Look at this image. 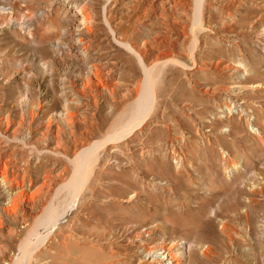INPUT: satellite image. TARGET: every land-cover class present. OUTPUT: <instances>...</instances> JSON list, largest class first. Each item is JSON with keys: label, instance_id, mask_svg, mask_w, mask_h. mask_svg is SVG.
<instances>
[{"label": "rangeland", "instance_id": "374dc122", "mask_svg": "<svg viewBox=\"0 0 264 264\" xmlns=\"http://www.w3.org/2000/svg\"><path fill=\"white\" fill-rule=\"evenodd\" d=\"M200 11L197 28L195 0H0V169L17 180L28 175L27 185L61 170L68 180L73 163L52 152L50 133L59 125L66 141L59 150L74 157L73 135L58 115L67 104L83 120V106L95 117L90 139L98 147L76 170L77 189H96L101 197L91 203L99 210L130 211L132 221L120 223L123 238L156 226L158 238H185L179 252L194 250L201 260L203 239L219 238L222 223H230L239 240L230 245L233 255L264 264V0H203ZM128 46L161 62L153 71L158 98L141 113L142 124L126 116L133 131L106 142L121 111L131 112V88L144 81ZM8 207L0 184V264H11L19 243L8 237L15 226ZM40 258L30 264H50L48 255Z\"/></svg>", "mask_w": 264, "mask_h": 264}, {"label": "bare ground", "instance_id": "6f19581e", "mask_svg": "<svg viewBox=\"0 0 264 264\" xmlns=\"http://www.w3.org/2000/svg\"><path fill=\"white\" fill-rule=\"evenodd\" d=\"M202 2L203 0H195V26L197 28L203 27L200 15ZM191 6H193V4ZM82 14L84 15V13ZM88 16L89 15H87V17ZM87 17L84 15L85 19H87ZM119 42L124 45V42ZM199 43L200 42H198V44ZM128 48L130 52L138 58V63L144 73V81L142 83L140 80L137 82V87L131 88L129 96H135L133 103L130 105L131 112L127 114V109L121 111L119 117H116L111 124L113 131L108 134L106 142L122 139V137L124 138L129 135L134 129L131 121L136 120L137 122L134 123H138L137 125L142 124L143 119H139L140 115L142 116L141 113H147V111L151 109V106L153 107L154 100L158 98H155L154 92V78H157L158 74L153 77V71H155L154 69L161 62L158 59L155 61H147L138 49L133 46H128ZM168 56L169 54L164 55V57L162 56V58ZM159 70L161 71V69ZM92 74L95 79L102 82V77L98 72L93 71ZM93 83L96 82L93 76H90L87 84L88 87L91 88V90L94 88L93 92L100 90L99 86L97 84L93 86ZM103 87L105 86L103 85ZM112 98L114 99V104L117 105L119 99L114 91H112ZM63 109L64 110L61 109L62 111L59 112L58 117L71 131L73 138L69 145H71L73 151L77 152V154L70 158L68 152L59 150L63 145L61 141H65L63 130L59 125L54 133H50V137L56 142V146L53 148L52 152L55 155L64 156L73 163L74 168L68 180L64 178V172L61 170V175L57 177L48 175L40 185L33 184L32 179L28 180L29 184L27 185V178H25V176L28 175L21 174V180H17L14 175L9 173L8 168H3L2 166L0 169V184L7 189L9 201H11V207L5 208L4 210L7 214H10L15 224L14 227H8V237H15V239L19 241L16 254L12 258L11 264H30L35 260L41 261L40 256L44 255L49 256L50 264H207L208 261L214 260L215 256H219L221 259V262L218 264H256L250 262V260L242 261L240 258L233 255L235 253H233L230 245L232 243L239 245V240L234 237L236 230L230 223H222V234L219 238L208 237L203 239L206 240V246L205 249L201 251L203 256L201 260L194 250L188 251L189 253L187 255L184 254L185 251L179 252V244L181 240L185 238H167L166 233L163 238H158L157 233L159 230L156 226L152 227L149 225L144 230H132V233H130L131 240L123 238L119 232L120 223L132 221V219L128 217L130 211L126 213H111L108 211L110 206L107 204L101 206V210H99L91 203L93 199L101 197L96 189H89V191H92L91 195H88L85 191L86 189H77L79 184L77 182L78 180L76 181V170L81 171L82 162L87 166L86 164L89 163L88 161L91 158L94 160L92 155H96L95 151L98 145L90 139V135H92V130L96 123L95 117L93 115L91 120H89L83 111V106H79V111H82L84 114L83 120H80L79 116L75 111L71 110L69 105L66 104ZM128 115L132 120L130 119L127 122H123ZM79 121H82L85 126V129L82 131L76 129ZM122 123L123 126L118 127ZM7 131L8 128L5 129V132ZM98 150L100 151V149ZM37 152L39 154L44 153L42 149L37 150ZM7 166L9 167V165H6V167ZM60 179L62 180L61 183H59ZM256 192L253 191L252 194L255 195ZM105 199L106 198L103 200ZM252 201H254V199ZM137 208L140 209V207ZM82 212L86 214L85 217H87V219L80 216ZM235 215H237L238 220H241L242 215L240 213L237 212ZM29 217L33 219L31 222L28 219ZM91 217L97 221L93 223ZM167 222H170L174 226L182 227L187 224L186 221L181 219L172 220L168 218ZM1 223L2 221L0 218V225ZM20 225H23V228H20ZM163 227L166 228V226ZM207 228L208 230L211 228L208 223ZM195 230H198V228ZM185 235L192 237V233L189 232H187V234L185 233ZM218 242L225 245V247L221 249L226 253L225 256L221 255L222 251L216 250L217 246L215 244ZM46 245H49V248L44 250ZM251 249L253 254L255 249ZM144 254L145 257H143ZM254 259H256V256ZM35 264H38L37 261Z\"/></svg>", "mask_w": 264, "mask_h": 264}]
</instances>
